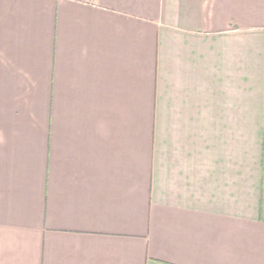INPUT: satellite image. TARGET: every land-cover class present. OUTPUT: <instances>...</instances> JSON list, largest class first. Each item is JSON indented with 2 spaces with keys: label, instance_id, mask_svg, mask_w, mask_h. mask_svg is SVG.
I'll return each instance as SVG.
<instances>
[{
  "label": "crops",
  "instance_id": "0c3cea01",
  "mask_svg": "<svg viewBox=\"0 0 264 264\" xmlns=\"http://www.w3.org/2000/svg\"><path fill=\"white\" fill-rule=\"evenodd\" d=\"M0 264H264V0H0Z\"/></svg>",
  "mask_w": 264,
  "mask_h": 264
}]
</instances>
